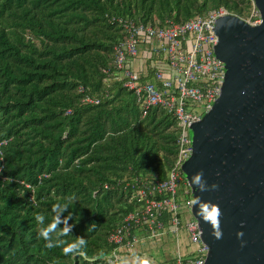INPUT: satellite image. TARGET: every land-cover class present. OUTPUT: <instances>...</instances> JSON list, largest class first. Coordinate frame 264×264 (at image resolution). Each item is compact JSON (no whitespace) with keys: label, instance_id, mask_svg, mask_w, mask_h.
<instances>
[{"label":"trees","instance_id":"trees-1","mask_svg":"<svg viewBox=\"0 0 264 264\" xmlns=\"http://www.w3.org/2000/svg\"><path fill=\"white\" fill-rule=\"evenodd\" d=\"M219 8L246 19L252 5L0 0V264H107L126 243L122 261L138 239L155 240L141 221L121 245L109 241L142 209L135 192L168 177L179 134L172 114L156 107L143 116L134 94L105 75L125 39L115 19L163 29ZM159 220L170 227L169 213Z\"/></svg>","mask_w":264,"mask_h":264},{"label":"water","instance_id":"water-1","mask_svg":"<svg viewBox=\"0 0 264 264\" xmlns=\"http://www.w3.org/2000/svg\"><path fill=\"white\" fill-rule=\"evenodd\" d=\"M253 1L258 25L234 15L216 22L214 53L225 65L224 83L191 126L192 153L182 165L197 201L191 215L209 249L204 264H264V0ZM212 210L215 226L204 218Z\"/></svg>","mask_w":264,"mask_h":264},{"label":"built area","instance_id":"built-area-1","mask_svg":"<svg viewBox=\"0 0 264 264\" xmlns=\"http://www.w3.org/2000/svg\"><path fill=\"white\" fill-rule=\"evenodd\" d=\"M250 1V14L242 20L255 26L260 23V14L255 2ZM225 15L232 14L219 8L163 29L128 19H115L124 30L125 39L115 45L114 69H106L105 75L134 94L141 104L143 116L156 107L172 114L177 120L179 134L177 158L168 177L151 181L135 192L142 209L129 214L111 233L109 241L114 244H122L131 222L142 221L151 239L174 236L177 249L174 264L205 263L209 249L202 242L198 223L192 216L183 225L177 187L181 181L188 187L184 207L191 211L194 200L186 179H183L182 165L192 153L191 126L210 111L224 83L225 65L216 57L214 47L218 43L216 22ZM86 101L92 102L89 98ZM5 143L0 142V146ZM164 212L170 214L169 228L159 220ZM182 229L190 245L185 253L180 252ZM132 246L126 243L118 248L107 264H121L122 250L132 252Z\"/></svg>","mask_w":264,"mask_h":264},{"label":"rangeland","instance_id":"rangeland-1","mask_svg":"<svg viewBox=\"0 0 264 264\" xmlns=\"http://www.w3.org/2000/svg\"><path fill=\"white\" fill-rule=\"evenodd\" d=\"M190 138H192L191 132H190ZM183 179L185 180V176L183 177ZM187 189L188 187L184 184V182L181 181L178 183L177 199L181 205L183 225H185L186 221L189 220L192 216L191 211L188 208L184 207V200L187 198L185 192L187 191ZM185 237H186V232L184 229H182L180 238L184 240ZM143 240H145V238ZM161 241L164 242L165 246L163 245L160 246ZM175 243L176 241L174 239V236L172 237L171 235H164L159 240H148L146 242L138 239V243L134 246V250L136 252L137 250L144 248L148 252H146L143 256L147 258L150 256L149 258L155 259V262L157 263L162 258L165 259L164 261H166L167 259H171L172 257H174V255H176V251L174 253V250L172 248V246L175 245ZM184 244L187 252L189 250L188 247L190 245L186 239L185 241H183L181 245L184 246ZM136 253H138V251Z\"/></svg>","mask_w":264,"mask_h":264},{"label":"clouds","instance_id":"clouds-1","mask_svg":"<svg viewBox=\"0 0 264 264\" xmlns=\"http://www.w3.org/2000/svg\"><path fill=\"white\" fill-rule=\"evenodd\" d=\"M200 175H202V173H201V174H198V175L194 178V181H195V182L199 183V177H200ZM193 203H197V201H194ZM53 208H54V210H55V205L53 206ZM201 208L204 209V211H207V207H206V205L201 204ZM217 215H218V211H216V210H212L211 213H210V215H206L204 218H205L206 220H211L212 224L215 226L216 223H217V219H216V218H217ZM36 218H37V220H42V219H43L42 216H37ZM192 218H193V217H192ZM57 222H58V221H57ZM55 227H56V223H52V224L49 226L48 229H46V230H44V231L41 232L40 235L43 237L44 240L47 239L48 232L51 231V230H53V229H55ZM68 230H69L68 228H65V232H67ZM216 235L219 236V233H216ZM240 235H242V234H240ZM81 243H83V241H81ZM45 247H51V245H47V244H46ZM73 248H74V245H69V246L65 247V248L63 249L64 254L67 255V254H69V253H72ZM140 264H149V261H147V260H141V261H140Z\"/></svg>","mask_w":264,"mask_h":264},{"label":"crops","instance_id":"crops-1","mask_svg":"<svg viewBox=\"0 0 264 264\" xmlns=\"http://www.w3.org/2000/svg\"><path fill=\"white\" fill-rule=\"evenodd\" d=\"M141 241H148L147 239H145V240H141ZM183 241H185V238H184V240ZM161 243V245L160 246H165V244H164V242H160ZM183 243V242H182ZM172 248H173V250H174V253H175V251H176V254H177V249H176V247H175V245H173L172 246ZM138 251V253H133L132 254V256H127V257H125V259L121 262V264H140V261L141 260H147V261H149V264H170V263H168L169 261H173V264L175 263V259H176V255H174V257H172L171 259H167L166 261H164L165 259H161V260H159L157 263L155 262V259H153V258H147V257H145V256H143L147 251L144 249V248H141V249H139V250H137ZM180 252L181 253H184V252H186V248H185V244H184V246H180Z\"/></svg>","mask_w":264,"mask_h":264}]
</instances>
